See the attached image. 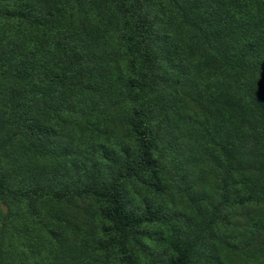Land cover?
I'll return each mask as SVG.
<instances>
[{
  "label": "trees",
  "instance_id": "obj_1",
  "mask_svg": "<svg viewBox=\"0 0 264 264\" xmlns=\"http://www.w3.org/2000/svg\"><path fill=\"white\" fill-rule=\"evenodd\" d=\"M0 264H264V0H0Z\"/></svg>",
  "mask_w": 264,
  "mask_h": 264
}]
</instances>
